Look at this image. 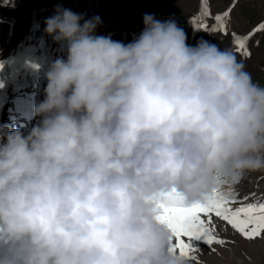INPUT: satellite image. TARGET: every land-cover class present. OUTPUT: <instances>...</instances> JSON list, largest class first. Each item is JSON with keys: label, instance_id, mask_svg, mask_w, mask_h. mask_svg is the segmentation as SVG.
<instances>
[{"label": "clouds", "instance_id": "clouds-1", "mask_svg": "<svg viewBox=\"0 0 264 264\" xmlns=\"http://www.w3.org/2000/svg\"><path fill=\"white\" fill-rule=\"evenodd\" d=\"M100 23L64 8L45 21L67 59L46 73L40 123L0 126V244L22 264H187L158 204L264 172V85L173 19L146 14L127 45Z\"/></svg>", "mask_w": 264, "mask_h": 264}, {"label": "rangeland", "instance_id": "rangeland-1", "mask_svg": "<svg viewBox=\"0 0 264 264\" xmlns=\"http://www.w3.org/2000/svg\"><path fill=\"white\" fill-rule=\"evenodd\" d=\"M176 1L181 4H177ZM176 1L165 0V3L168 5L163 7L161 5L164 2H161L160 0H141L139 2L140 5L138 6V13L132 14V8L129 6L117 7L121 8V11L118 9L112 10L109 9V7L100 5L101 2L98 0H15L14 6L8 5L9 0H0V60L8 57V53L12 46H14L15 40L19 38L22 33L32 31L35 29V26L39 25L41 26V29L39 28L40 31L38 32L37 41L35 40L33 43L29 42L32 43V49H41L43 52L42 54L46 56L47 60H51V62H54L56 59L66 60V46H61L60 44L55 43L44 31L46 27V19L54 15L52 14V8H59V6H61V8L69 7L70 9H73L74 13L82 16L85 20L99 17L101 23L97 27L96 35L110 37L112 40L119 41L125 45L133 42L139 37L145 27L144 16L149 14L161 21H167L170 19L175 20L177 25L184 29L189 46L195 47L199 41L206 40L209 43L217 45L221 49H231L237 58L245 64L246 70L251 74L253 80L264 85V31L257 32L259 42L257 41L256 34L252 37L253 39L247 42V52L249 53L248 45L249 43L251 45V42L254 44L256 51H252L250 58H246V54L242 56L241 53L235 50L230 32L228 36H225L219 30L211 31L201 29L200 32L198 31L199 33H196L197 31L195 28L196 23L199 24L205 22L209 25V28H211L214 23H210L209 21H215L214 17L217 15L213 12L217 9V12H220L221 9V12H223L224 8H227L231 2L236 1V3L239 4L237 11L246 21V26H243L242 33H245L248 28V32H251L254 28L258 27L259 24H264V0H212L211 5L208 4L209 0H207V11L211 13V16L201 15L202 0ZM46 6L49 8L47 9ZM103 7L104 9H102ZM167 7H170V10H168ZM7 8H15L16 11H7ZM172 12H175L178 16L173 15ZM129 17L131 19L130 22L124 23L123 20ZM198 17H202L204 21H195L194 24L193 20ZM34 125L36 124L34 123ZM11 128L15 129V127ZM238 187L246 188V193H244V191H238ZM229 188H235V191L239 193L238 198L248 196L247 203L264 200V172L249 173L239 184L226 186L221 190L229 191L231 190ZM218 237L224 243L215 244H219L221 249H228V252L231 254H224L220 261L219 259L215 261L214 259H208L210 264H264V238H256L251 241L246 239L251 245V248L244 244L238 245L236 242L237 240H235L236 238H230V240L229 237L224 236V238L223 235H219ZM215 244L212 246L213 249ZM236 244L238 246H236Z\"/></svg>", "mask_w": 264, "mask_h": 264}, {"label": "snow or ice", "instance_id": "snow-or-ice-1", "mask_svg": "<svg viewBox=\"0 0 264 264\" xmlns=\"http://www.w3.org/2000/svg\"><path fill=\"white\" fill-rule=\"evenodd\" d=\"M230 12L231 8L222 14H217L214 17L215 24L211 28L205 23H200L198 26L205 30H219L228 36ZM201 15L211 16V13L207 11V0H202ZM261 31H264V24L254 28L247 35L231 32L235 50L241 55L246 54V58L250 57L251 53L247 52V42ZM221 189H218L207 201L191 206L186 205L183 199L175 194L159 202L157 219L167 226L175 240L170 251L179 250L182 256L196 259L191 255L200 251L195 242H203L209 247L214 243L223 244L224 242L215 235L214 218L225 221L245 239L264 238V200L247 203L248 196L238 198L239 193Z\"/></svg>", "mask_w": 264, "mask_h": 264}, {"label": "bare ground", "instance_id": "bare-ground-1", "mask_svg": "<svg viewBox=\"0 0 264 264\" xmlns=\"http://www.w3.org/2000/svg\"><path fill=\"white\" fill-rule=\"evenodd\" d=\"M98 1L101 2L100 5H102L104 7H109V9H112V10H115V9L120 10L121 8H117V7L129 6L130 8H132V10H131L133 12L132 14H134V13H138V6L140 5L139 2L141 0H98ZM142 1H144V0H142ZM160 1L164 2L161 6L165 7V6L168 5V4L165 3V0L164 1L160 0ZM89 2H91V1H89ZM211 2H212V0H209L208 4L211 5ZM177 4H181V3L177 2ZM188 4H190V3H188ZM225 6H227V5H225ZM238 6H239V4L236 3V1H233L227 6V8H224L223 12H221L222 9H221L220 12H217L218 11V9H217L213 13L222 14V13L228 11L229 8H231V12H230V18L231 19L229 20V32H230V34H231V32L234 31L238 35H247L249 33L248 32L249 28L247 29V31L245 33H242L243 26H246V21L239 15V13L237 11L238 10ZM104 7L102 9H104ZM143 7H145V6H143ZM48 8L49 7H47V9ZM59 8H61V6H59ZM57 9L58 8H52V14H55ZM64 9H70V8L67 7V8H64ZM93 9H95V8H93ZM167 9L170 10V7H167ZM12 10L16 11L15 8H10V9L7 8V11H12ZM70 10L73 12V9H70ZM99 10H100V8H99ZM172 14L175 15V16H178V14H176L175 12H172ZM203 18H205V17H203ZM130 20L131 19L129 17V18L124 19L123 21H124V23H129ZM209 22L215 24V21L212 22V20H211ZM199 24H197V23L195 24V28H196L197 32L201 31V29H202V28H200L198 26ZM39 28L41 29L40 25L39 26H35V29L32 30V31H27V32L22 33L19 36V38H17L15 40L14 46H12L10 52L8 53V57L7 58H10L12 56H15L19 50L24 49V51H25L24 54H25V57L27 58L26 72L21 73L20 76L15 81V85H21L23 88L21 89V91L19 93H16L15 95L12 96V99L15 101L14 104H13L14 112H16V106H19L18 109L20 111H22L23 106L26 105L27 103H30L32 105V108L35 109L36 105L39 104L40 102H42L46 98V96H45V89H46V86H47L46 73H47L50 65L53 62H51V60H47L46 59V56H44V54H42L43 52L41 51V49L40 50L39 49L38 50H34L31 47L32 43L35 40L37 41L38 32L40 31ZM256 37H257V41L259 42L257 33H256ZM251 39H253V38H251ZM29 42H32V43H29ZM23 47H26V48H23ZM248 48H249V53H251L252 51H254V52L256 51L255 47H254V44L252 42H251V45L249 43ZM245 57H246V55H245ZM248 58H250V57H248ZM30 68H34L35 69V73L37 74L36 77L31 78V79L28 78V74H27V72H28V70ZM15 85L12 87V90L15 89ZM40 120H41V118L38 117L35 120V124L38 125L40 123ZM20 121H19V123H20ZM32 128H30L27 132L23 131L25 133V135H27L28 132H30V130ZM229 189H231L232 192L237 193L235 191V188H229ZM237 189H238V191H241V192L244 191V193H246V188L238 187ZM248 189H250V188H248ZM224 191H227V190H224ZM214 224H215V235H217V236L223 235V237L224 236L225 237H229V239L230 238H236L235 240H237L236 242L238 243V245L239 244H244L247 247H251L249 242H247L246 239L242 235H240L235 230H233L231 228V226L228 225L225 221H223V220H221L219 218H214ZM232 240H234V239H232ZM173 243H175V240L173 241ZM235 243H234V245H235ZM195 244L200 249V251L199 252H195V253H191V255L195 256L196 259H188L187 257H185V259L187 261V264H198V262H199V264H210L208 259H214V261L219 259V261H220V259L223 258L224 254H227V255L231 254L230 252H228L229 251L228 249H223V248L221 249V246H219V244H215L214 243L215 244V247H214L215 251H213V247H212L214 245L209 247L207 244H205L203 242H195ZM252 244H254V243H252ZM238 245L236 244V246H238ZM177 253H179V250H177ZM21 256H22V253H21V251L18 248L5 247L3 244H0V264H22V261L20 259Z\"/></svg>", "mask_w": 264, "mask_h": 264}]
</instances>
